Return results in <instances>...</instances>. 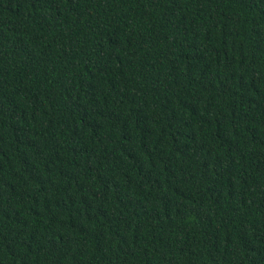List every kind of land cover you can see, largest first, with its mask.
<instances>
[{
    "label": "trees",
    "instance_id": "1",
    "mask_svg": "<svg viewBox=\"0 0 264 264\" xmlns=\"http://www.w3.org/2000/svg\"><path fill=\"white\" fill-rule=\"evenodd\" d=\"M0 264H264V0H0Z\"/></svg>",
    "mask_w": 264,
    "mask_h": 264
}]
</instances>
